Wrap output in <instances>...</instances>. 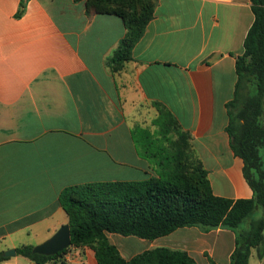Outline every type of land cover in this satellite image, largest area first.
Instances as JSON below:
<instances>
[{
	"label": "crops",
	"instance_id": "0c3cea01",
	"mask_svg": "<svg viewBox=\"0 0 264 264\" xmlns=\"http://www.w3.org/2000/svg\"><path fill=\"white\" fill-rule=\"evenodd\" d=\"M155 1L132 60L112 72L108 61L125 34L120 18L88 15L83 1L0 0V252L39 245L68 224L58 199L65 187L156 177L157 160L140 148L142 127L152 134L144 145L158 143L155 103L189 134L214 195L252 198L225 130L250 2ZM105 236L125 260L167 247L209 264L227 240L228 264L234 247L222 228H179L152 241ZM63 259L97 264L86 246L69 247ZM2 264L34 263L16 254ZM249 264L264 258L253 253Z\"/></svg>",
	"mask_w": 264,
	"mask_h": 264
},
{
	"label": "trees",
	"instance_id": "16d2710c",
	"mask_svg": "<svg viewBox=\"0 0 264 264\" xmlns=\"http://www.w3.org/2000/svg\"><path fill=\"white\" fill-rule=\"evenodd\" d=\"M74 1H83L88 15H113L122 20L125 34L108 61L112 72H118L132 60V49L152 20L156 1ZM249 2L253 22L243 42V53L235 59L236 82L233 97L225 105V130L230 149L243 162L242 173L252 198L231 200L214 195L205 169L192 155L189 134L155 103V125L167 146H159L160 139L157 145H144L145 137L152 135L141 131L140 148L146 157L157 160V176L65 187L58 199L68 217L69 247H89L97 264H197L187 252L167 247L125 260L105 234L152 241L179 228L197 227L204 232L222 228L234 234L228 264H249L253 253L258 260L264 258V162L260 155L264 149V0ZM23 7L22 2L16 17L22 15ZM171 133L174 139L169 137ZM69 247L53 256H42L27 245L17 248L16 254L34 264H66L63 254ZM8 259L0 252V264ZM208 262L216 264L211 258Z\"/></svg>",
	"mask_w": 264,
	"mask_h": 264
},
{
	"label": "water",
	"instance_id": "95a60500",
	"mask_svg": "<svg viewBox=\"0 0 264 264\" xmlns=\"http://www.w3.org/2000/svg\"><path fill=\"white\" fill-rule=\"evenodd\" d=\"M70 229L69 225L61 226L50 238L43 243L33 247L34 254L42 256H53L70 246ZM3 256L11 258L16 256L15 249H9L3 252Z\"/></svg>",
	"mask_w": 264,
	"mask_h": 264
},
{
	"label": "rangeland",
	"instance_id": "374dc122",
	"mask_svg": "<svg viewBox=\"0 0 264 264\" xmlns=\"http://www.w3.org/2000/svg\"><path fill=\"white\" fill-rule=\"evenodd\" d=\"M140 129L144 132V127L140 128ZM154 129H155L154 137H157V139L162 140V142L159 143L160 144L159 146H161V145L167 146V143H165V141H163V139L159 136L158 128L155 125V123H154ZM147 132H149V131H147ZM169 137L171 139H174L175 138V135L173 133H171V134H169ZM260 155H261V157L263 159V162H264V149H261ZM242 226H243V224L240 227H242ZM230 246H231L230 242H228L227 240H224L223 243H222V251H221V254L218 255V256L216 255L212 260L214 262H216V264H226L225 263V253H226V251H228L230 249Z\"/></svg>",
	"mask_w": 264,
	"mask_h": 264
},
{
	"label": "built area",
	"instance_id": "2783aa9c",
	"mask_svg": "<svg viewBox=\"0 0 264 264\" xmlns=\"http://www.w3.org/2000/svg\"><path fill=\"white\" fill-rule=\"evenodd\" d=\"M58 264H62V263H58Z\"/></svg>",
	"mask_w": 264,
	"mask_h": 264
}]
</instances>
